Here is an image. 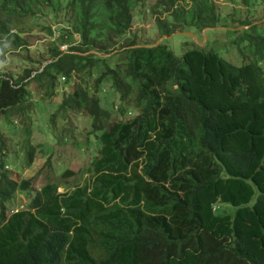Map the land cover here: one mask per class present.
<instances>
[{
	"label": "trees",
	"instance_id": "1",
	"mask_svg": "<svg viewBox=\"0 0 264 264\" xmlns=\"http://www.w3.org/2000/svg\"><path fill=\"white\" fill-rule=\"evenodd\" d=\"M220 1L262 0H156L167 37L142 44L132 27L148 0H0L4 55L25 50L36 28L16 22L45 7L59 25L45 63L28 57L22 75L0 72V119L33 122L14 119L26 161L39 148L29 140L35 105L26 110L33 83L49 99L58 81L72 84L58 111L87 113L95 139L78 146L99 148L85 185L67 193L51 182L36 190L0 160V264H264V22L239 21L242 66L198 44L181 56L168 45L178 30L220 26ZM18 193L31 194L28 207L9 213Z\"/></svg>",
	"mask_w": 264,
	"mask_h": 264
},
{
	"label": "rangeland",
	"instance_id": "2",
	"mask_svg": "<svg viewBox=\"0 0 264 264\" xmlns=\"http://www.w3.org/2000/svg\"><path fill=\"white\" fill-rule=\"evenodd\" d=\"M58 1L53 0L54 3ZM60 1L63 2L61 6L63 7L67 0ZM155 2L156 0H148L145 13L136 15L134 20L132 32L137 33V38L142 44L146 42L154 43L165 38L159 34L155 24L156 18L151 15V5ZM219 4L224 16L228 15L220 26L216 28L208 27L202 32L196 31L195 33H188V35L178 34L180 32L178 30L176 31L177 34L172 39L170 38L168 45L178 56L183 55L185 51L192 49L193 45L195 47L198 44V46L204 47L208 51L213 50L219 53L235 66H242L246 62L234 44L238 37L237 32L245 28L241 26L239 21L249 20L250 23L252 22L250 26L254 24L262 25L264 22V0L261 3L258 2L259 5L250 6L249 8L242 7L246 5L243 2L234 4L229 1H220ZM56 14V11L52 8L44 7L42 13L38 14V17L41 18L29 17L16 22V31L25 28L28 32L30 29L36 28L33 32L23 35V38H26L29 42L25 50L5 55L0 53L1 73L15 76L22 75L24 69L32 67L28 57L33 58L34 62L32 64L35 63L36 67L41 65L38 62L45 63L44 60L48 54L47 49L52 42H55V36L59 35L56 31L59 25H56L54 19ZM162 18H164V15H162ZM44 27H51L53 34L50 35L49 32L43 30ZM261 28H264V24L260 27V30ZM75 38L77 39V37ZM243 47L245 46L243 45ZM66 49L67 45L61 46V50ZM64 82L66 81L57 82V92L51 99L45 97L46 94L43 90H38L36 83L30 86L32 105L26 110H32L35 105L37 113L34 115L37 116H34L35 130L33 134H30L29 140L33 146H39L33 153L30 163L26 161L28 140L25 142V139H27V135H24L22 127L14 124V119L17 118L20 125L26 124V126L33 124V122L23 115L15 114L11 116H14V118H11V122L6 118L0 119V143L2 145L0 160L5 158L4 164L7 166V170L13 173L12 176L16 175L19 180L22 178L32 179L33 188L36 190H39L48 182L59 185L60 193H67L78 186L85 185L90 177V173L86 170L90 168V164L99 150L95 147L91 150L80 149L78 146L79 143H85L88 138L95 139L90 128L91 118L87 113L82 112L80 114L74 111L69 112L67 115L59 113L57 94L62 91H69L72 86V84L70 86L65 85ZM48 101L51 103H48ZM120 110L119 103H115L111 115L112 120H119L117 113ZM131 113H128L129 118L133 116ZM53 114H55V118L52 121ZM48 124H56V129L50 130ZM67 172L70 173L67 174ZM31 197L30 193L16 194L13 201L14 206L10 208L11 212L9 211V213H12L13 209L27 208Z\"/></svg>",
	"mask_w": 264,
	"mask_h": 264
},
{
	"label": "water",
	"instance_id": "3",
	"mask_svg": "<svg viewBox=\"0 0 264 264\" xmlns=\"http://www.w3.org/2000/svg\"><path fill=\"white\" fill-rule=\"evenodd\" d=\"M167 36H165V38H166ZM162 41V40H161ZM161 41H159L158 43H160ZM94 51H92L91 53H93Z\"/></svg>",
	"mask_w": 264,
	"mask_h": 264
},
{
	"label": "clouds",
	"instance_id": "4",
	"mask_svg": "<svg viewBox=\"0 0 264 264\" xmlns=\"http://www.w3.org/2000/svg\"><path fill=\"white\" fill-rule=\"evenodd\" d=\"M195 38V37H194ZM159 42V41H158Z\"/></svg>",
	"mask_w": 264,
	"mask_h": 264
}]
</instances>
